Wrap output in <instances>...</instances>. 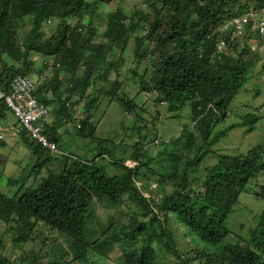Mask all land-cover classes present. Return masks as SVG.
<instances>
[{"label": "trees", "instance_id": "1", "mask_svg": "<svg viewBox=\"0 0 264 264\" xmlns=\"http://www.w3.org/2000/svg\"><path fill=\"white\" fill-rule=\"evenodd\" d=\"M113 2L0 0V85L9 90L15 75L31 71L35 65L31 56L53 57L61 65L40 88L37 93L39 99L52 104L53 100L46 96V92L61 94L60 89L66 84L68 95L64 99L58 98L60 107L55 113L56 120L63 123L90 90V99L82 107L86 110L85 117L76 127L77 134L99 141L100 155L110 154L115 158L112 163L119 168L117 173L110 174L99 165L98 158L69 155L62 172L56 173L48 168L53 153L23 134V140L32 153V163L27 180L20 181L21 176L8 179L10 185L21 184L15 196L0 191V220L6 224L5 230L0 232V264H60L59 258L44 262L45 257H51L49 253L44 255L36 250H26L27 243L36 240L39 223L57 230L71 242L73 261L88 263L91 251L108 256L114 241L126 237L132 244L133 241L139 242V235L143 240L150 238L153 231H157L160 244L172 248L174 230L170 226L165 227V223L172 220L196 240L194 248L186 253L173 243V251L180 264H191L196 260H204V264H264V211L250 239L238 237L240 240L235 243H225L232 234L227 222L240 202L242 192L253 178L264 175V141L247 153L220 155L217 165L211 169L205 167L203 180L198 176L200 166L213 152L211 148L226 132L247 125L254 129L263 118L260 109L254 108V112H248L241 122L213 133L214 125L225 121L237 108L235 102L252 76L260 56L249 44L250 33L234 41L230 53L222 55L221 59L214 60L211 54L216 42L224 37L218 26L252 5L263 6L264 0H144L147 11L141 5L130 15L122 9L108 14L106 29L101 34L107 43H98L95 41V21H104L98 5ZM85 15L91 17L88 24L82 21ZM76 18L78 21L73 25ZM51 19H57L58 25L55 30L46 32L44 23ZM26 23L31 24L30 30L19 41L18 32ZM132 38L135 66L130 68V72L138 79L139 90L131 96L124 90L125 80H118V77ZM115 48L120 49V56L113 61L110 55ZM142 63L148 66L139 72L137 67ZM45 66L46 61L42 68ZM112 73L116 75L115 79L111 78ZM261 73H264V63ZM61 74L70 76V80L60 78ZM122 89L124 92L121 94ZM102 94L111 97L110 105L116 101L123 112L136 114L139 124L136 123L132 130L137 140L127 158L138 163L135 167H128L126 158L115 156L108 148L111 140L96 136L93 111ZM141 94L146 96L143 103L137 100ZM71 100L69 107L67 102ZM149 103L155 110L148 106ZM190 103L193 106L192 122L201 135V144H197L199 153L184 164L180 182L174 184L167 173L149 166V146L154 141L165 143L166 139L160 137L158 120L162 116H179ZM6 112V104L0 101V118ZM54 129L55 126L48 125L46 133L60 145L61 136ZM187 135L186 145L190 147L196 137L189 132L188 126L166 145ZM170 156L177 155L170 153ZM46 168L48 174L37 187L26 185L31 176L37 179ZM146 173L157 176L162 185L172 183V189L167 191L163 188L158 199L146 197L143 191H151L148 184L151 178ZM2 177L3 172L0 180ZM145 180H148L147 184ZM199 180L206 188L205 193L194 188V183ZM105 197L114 202L124 198L135 201L142 206L143 214L152 216L149 220L135 219L131 230L122 233L124 236L112 234L114 229H119L113 222L101 237L88 240L86 224L92 200ZM7 234L13 249L20 250L14 258L9 255ZM124 253L126 259L123 264H159L158 251L151 242Z\"/></svg>", "mask_w": 264, "mask_h": 264}, {"label": "rangeland", "instance_id": "2", "mask_svg": "<svg viewBox=\"0 0 264 264\" xmlns=\"http://www.w3.org/2000/svg\"><path fill=\"white\" fill-rule=\"evenodd\" d=\"M144 0H114L111 4H99V12L103 14L104 21H99L96 19L97 35L95 38L96 42H106L107 40L101 36L102 32L106 29V22L108 14L122 9L124 13L131 14L134 8H139L143 5L147 11L146 5L143 2ZM145 11V12H146ZM91 19L90 16L85 15L82 21L85 24L89 23ZM106 20V22H105ZM78 18L72 21V24H76ZM27 24V25H26ZM23 29L18 32L22 41V38L30 30L31 24L26 23ZM46 32L50 30H55L58 25L57 19H51L45 23ZM256 45V44H255ZM255 49H252L260 56L259 61L257 62L256 68L252 76L249 78L245 87L240 93V96L235 102V110L230 113V116L223 122H220L214 125L213 133L216 131L223 130L230 126L231 124L239 123L242 121V118L248 112H254V108H259L260 115L263 118L256 124L254 129H250V126H239L228 132L220 139L218 143L213 145L211 152L204 161V164L200 166L198 170V176L203 180L205 177V167L211 169L214 165H217L220 155H239L241 153H247L249 149L253 146L264 141V73H261V67L264 63V44L261 46H255ZM134 39L130 41V48L125 55V61L120 68V74L118 80H125L124 90L128 92L131 96L135 95L139 90L138 79L134 78V75L130 72V68L134 65ZM120 56V49L115 48V50L110 55V58L115 61ZM148 64L149 62L146 61ZM145 63L139 64L137 70L143 72L145 67L148 66ZM114 73H112L111 78L115 79ZM60 78L65 79V81L70 80V76L60 75ZM66 84H63L60 92L57 96L64 99L68 95L66 91ZM94 90V89H93ZM260 90V91H257ZM121 94L124 92L123 89L120 90ZM94 92V91H93ZM91 91L85 94L79 104H77L78 109L75 106L74 111V121L79 122L84 119L86 110L83 107V104L88 102L89 95ZM135 93V94H134ZM55 97L56 94L53 91L48 94ZM88 95V96H87ZM88 97V99H87ZM99 100L96 101L95 109L93 111V123L97 126L96 136L105 140H111V144L108 145V148L113 151L115 156L118 158H128L130 157L133 150V143L137 140L135 134H133V127L139 121H137L136 114L134 112H123L122 108L116 101L111 105V97L108 94H102L98 97ZM74 99V98H73ZM138 102L143 103L146 100V96L141 94L137 98ZM57 110L60 106V103L56 100ZM72 103V100H71ZM151 109L155 110L153 105L149 103ZM161 109V107H159ZM53 110L55 116L56 110ZM192 104H188L183 111L180 112L177 117H168L162 116L158 120V127L160 130V137L164 140V144H160L157 141H154L149 146V166L159 172L167 173L170 180L176 184L180 182V174L184 167V164L187 160L192 159L196 154L199 153L197 149V144H201V135L198 131L197 126L192 122ZM53 118V117H52ZM70 121L66 126H64V142L62 145H59L58 152L53 153V159L49 165V169L60 173L63 170L64 162L67 160L69 155L80 156L85 159L98 158L99 165L106 168L110 174L118 172V167L112 163L115 161L110 154L105 153V156L100 155L101 149L98 145L99 141L92 140L89 137L81 136L77 134L75 127L69 126ZM188 126L189 132L195 135V141L193 145L188 147V135L183 136L176 143L166 145L167 141L171 140L173 137H177L183 132L184 127ZM62 128V129H63ZM130 136V137H129ZM132 137V138H131ZM106 144V142H104ZM166 145V146H165ZM170 153H175L177 156H170ZM101 157H100V156ZM2 164H0V173L3 172V177L0 180V191L9 196H15L21 186L10 185L8 179L12 176L19 177L21 176L20 181L27 180L29 169L31 167V157L28 156V150L24 145H12L3 150L1 155ZM128 160V159H127ZM48 170L43 169V172L34 179V176H31L26 185H31L37 187L44 178H46ZM147 177L150 183L149 187L151 188L150 192L143 191L146 197H151L158 199L164 188L167 191L172 189V183H159L157 176H153L149 173ZM146 177V176H145ZM148 180H145L144 183L147 184ZM138 186L141 185L140 181L137 182ZM151 184V186H150ZM264 175L260 174L259 177L253 178L246 189L242 192L240 196V202L235 207L234 211L229 216L227 225L232 231V234L226 239L225 243H235L242 239H250L251 234L255 226L258 225L260 220V215L264 211ZM194 188L200 189L205 188L200 184V180L194 183ZM201 189L200 191L204 193ZM91 211L87 217L86 224V236L88 240H93L97 237H101L102 233L109 227L113 222L118 226L119 229H114L112 234H121L126 233L131 230L134 226L135 219L138 220H149L152 216L143 214L144 210L142 206L135 201L124 198L119 202H114L109 198L93 199L91 203ZM175 221V220H174ZM169 221L165 223V227H172L174 230L175 243L178 250L186 253L190 251L196 245V240L193 238L191 233L185 230L184 227H180L177 224V221ZM149 226V225H148ZM177 226V227H176ZM6 224L0 220V232L5 230ZM157 232V231H156ZM156 232H152L150 238L143 240V237L139 235V242L133 241L132 244L129 243V239L126 237L124 240L120 239L119 241H114L112 251L108 256L103 255L102 252L98 253L91 251L89 255V262L82 261H73V250L71 248V242L57 230L50 228L48 225L39 223L35 232V241H30L26 245V250L28 252L36 250L41 254L46 255V253L51 254V257H45L44 262H48L51 258H59L60 264H123L125 262L126 251L131 252L132 250L138 249L140 246L144 245L147 242H151L158 251V263L159 264H180V259L176 255L173 243H171L170 249L166 246L160 244ZM120 236V235H119ZM10 235L7 234V243H9L10 257L14 258L20 253V250L13 249ZM199 239V238H197ZM202 245L203 243L200 242ZM219 248V247H216ZM215 249V248H213ZM204 260L193 261L191 264H204ZM26 264V263H23Z\"/></svg>", "mask_w": 264, "mask_h": 264}, {"label": "built area", "instance_id": "3", "mask_svg": "<svg viewBox=\"0 0 264 264\" xmlns=\"http://www.w3.org/2000/svg\"><path fill=\"white\" fill-rule=\"evenodd\" d=\"M218 29L224 37L215 44V50L211 54L214 60L221 59L222 55L229 54L233 48L232 43L249 33L250 38L248 40L252 49H255L253 46L255 44L258 47L263 45L264 5H252L245 12L223 21ZM45 61L46 66L44 68H42V65L33 66L28 73L15 75L11 80L9 90L0 85V101H3L8 111L11 112L16 123L17 134H27L46 149L55 153L59 150L58 143L51 140L46 133V121L51 115L52 109L39 99L37 93L61 64L53 57L45 58ZM20 67L23 68V65ZM137 164V162L131 160L126 161L128 167H135ZM202 191L205 193L206 188Z\"/></svg>", "mask_w": 264, "mask_h": 264}, {"label": "crops", "instance_id": "4", "mask_svg": "<svg viewBox=\"0 0 264 264\" xmlns=\"http://www.w3.org/2000/svg\"><path fill=\"white\" fill-rule=\"evenodd\" d=\"M31 59H34L35 61V65L34 66H41L45 60L44 57H40L37 55H33L31 56ZM51 92V91H50ZM50 92H46V96L48 97V94H50ZM50 99L53 100V103L50 104L49 106L52 109V113L51 115L48 117L47 121H46V128L48 127V125L50 126H55V131L56 133L61 136V142L60 145H62V143L64 142V126H66L69 123L70 127H78L80 125V121L79 122H73L74 121V114L72 113L71 117L69 119H66L65 122L60 123L59 121L56 120V115L54 116L53 114V110L55 109V107L57 106L55 101L58 100L59 96H55L53 97L52 95L50 97H48ZM48 105V104H47ZM67 105L69 107H71V102L69 103V101L67 102ZM60 107V106H59ZM76 108L78 109L77 105ZM75 109V106L73 107V110ZM56 110V109H55ZM75 111V110H74ZM53 117V118H52ZM16 123L15 120L11 114V112H6V114L0 118V161H2L1 159V155L3 154V150L5 148H8L10 146H14V145H24L27 150H28V156H30L32 158V153L31 150L27 147V144L25 143V141L23 140L22 135H19L16 133V129H15ZM63 128V129H62ZM54 158V157H53Z\"/></svg>", "mask_w": 264, "mask_h": 264}, {"label": "clouds", "instance_id": "5", "mask_svg": "<svg viewBox=\"0 0 264 264\" xmlns=\"http://www.w3.org/2000/svg\"><path fill=\"white\" fill-rule=\"evenodd\" d=\"M59 146V145H58ZM99 158V157H98ZM127 161V160H126Z\"/></svg>", "mask_w": 264, "mask_h": 264}]
</instances>
